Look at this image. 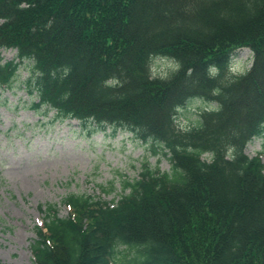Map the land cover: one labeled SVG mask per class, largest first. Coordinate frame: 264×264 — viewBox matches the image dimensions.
<instances>
[{
  "label": "trees",
  "instance_id": "1",
  "mask_svg": "<svg viewBox=\"0 0 264 264\" xmlns=\"http://www.w3.org/2000/svg\"><path fill=\"white\" fill-rule=\"evenodd\" d=\"M245 48L253 65L233 75ZM156 58L176 70L154 77ZM26 62L34 108L128 131L172 163L145 166L117 203L50 206L35 264H264V163L245 153L264 135V0H0V95ZM192 100L214 106L180 129Z\"/></svg>",
  "mask_w": 264,
  "mask_h": 264
},
{
  "label": "rangeland",
  "instance_id": "2",
  "mask_svg": "<svg viewBox=\"0 0 264 264\" xmlns=\"http://www.w3.org/2000/svg\"><path fill=\"white\" fill-rule=\"evenodd\" d=\"M2 55L12 61L17 52ZM252 64L253 53L239 50L231 73L246 74ZM175 70L167 59L152 63L154 77L166 78ZM30 73L26 62L14 89L0 95V264H35L30 250L35 228L43 226L50 206L66 218L63 202L68 196L117 203L129 193L125 182L139 180L145 166L161 173L172 169L166 151L133 133L85 129L77 121L58 122L54 112L34 108L24 85ZM212 106L190 101L180 109L177 126L196 127L201 114ZM245 153L250 158L261 154L264 163V135L250 142Z\"/></svg>",
  "mask_w": 264,
  "mask_h": 264
}]
</instances>
